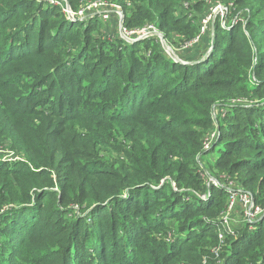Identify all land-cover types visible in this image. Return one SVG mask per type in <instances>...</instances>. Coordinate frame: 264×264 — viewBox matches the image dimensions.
Returning a JSON list of instances; mask_svg holds the SVG:
<instances>
[{
	"label": "trees",
	"instance_id": "16d2710c",
	"mask_svg": "<svg viewBox=\"0 0 264 264\" xmlns=\"http://www.w3.org/2000/svg\"><path fill=\"white\" fill-rule=\"evenodd\" d=\"M103 1L127 28L199 41L182 63L156 37L107 38L97 16L0 0V148L22 157L0 153V264H264V219L220 242L227 192L197 196L201 165L264 207V0H217L234 16L206 39L212 0ZM221 106L222 150L205 166Z\"/></svg>",
	"mask_w": 264,
	"mask_h": 264
},
{
	"label": "built area",
	"instance_id": "2783aa9c",
	"mask_svg": "<svg viewBox=\"0 0 264 264\" xmlns=\"http://www.w3.org/2000/svg\"><path fill=\"white\" fill-rule=\"evenodd\" d=\"M48 1L51 4L59 5L61 7L62 12L66 15V17L72 20H74L75 18H78L79 20H83L89 17L91 10H95L96 12H99L101 10V12L99 13H101L100 17L103 19L108 18L112 13H114L117 16L118 20H121L123 17V12L121 8H114L112 7L111 3H108L107 1H103V0H88L87 2L82 4L76 11L72 10L69 7L66 0H48ZM214 9L216 10L214 14L219 15L221 18L224 17L225 7L223 5L217 3ZM210 18L211 15L206 21L203 22L205 23L209 21ZM158 33L161 32L152 23H147L140 28H133V29L124 27L122 24L120 25V34L124 39H126L125 41L127 42H132L134 40H137L138 38L144 39L150 36H156V35L158 36ZM213 136H217L216 132L212 133L210 131L205 135L202 144V150L207 151L210 148L209 143ZM5 151H10V150H4L0 148V153H3ZM7 155L9 156L8 158L7 157L4 158L2 155V159L3 160L22 159V157L14 154L12 151L9 152ZM200 173L207 187H209L205 195L202 194L197 195L201 199H205L207 196H209L210 186L219 187V188L223 187L228 192V195H226V207L220 216V221H219L220 229L218 230V240L221 242L223 241L225 235L234 233L235 232L234 229L243 228L244 222L248 224L247 227H249V229L251 230L252 229L251 224L257 222L260 218L259 216H262L264 214V207H262L259 204H256L252 194L249 191H247L245 188H242L241 186L234 183L233 180H229L228 178L222 175L223 180L226 178V181H224L221 184L219 183V181L215 179V177H212V175H210L207 172V170H205L204 166L201 165H200ZM225 186H228L230 188H227Z\"/></svg>",
	"mask_w": 264,
	"mask_h": 264
},
{
	"label": "rangeland",
	"instance_id": "374dc122",
	"mask_svg": "<svg viewBox=\"0 0 264 264\" xmlns=\"http://www.w3.org/2000/svg\"><path fill=\"white\" fill-rule=\"evenodd\" d=\"M108 3H111L112 7L114 8H121L122 7L116 3V2H112V1H109ZM217 3H220V1L218 2L217 0H212L209 2V5H207V7L202 11L204 12L203 15L201 16V20H200V24L199 25V31L201 33H205L204 35V39L208 38V33H206V29H207V26L209 25V23L216 18V14H214V12L216 11L214 9L215 5ZM221 5H223L222 3H220ZM225 7V14H224V20L225 18H232L234 15H232V13L230 12V9L231 8V4H228L227 6L226 5H223ZM113 9V8H112ZM208 9V10H207ZM206 10V11H205ZM101 12V10L99 11ZM99 12H96L95 10H91L90 11V18L92 17H99L100 19V22L102 24V27H101V30H102V33L105 34V35H108L109 37L107 38H112L114 39L115 37H118L120 39H123V40H126L124 39L121 34H120V25L123 24V20H124V13H123V17L121 20H118L117 19V16L112 13L108 18L106 19H103L100 17V14ZM122 12H123V9H122ZM211 15V18L209 19V21L207 22H203V21H206L209 16ZM68 18V17H67ZM69 19V18H68ZM85 19H88V18H85ZM236 20H233V22H235ZM125 27V26H124ZM142 27V26H141ZM206 27V29H205ZM137 28H140V27H137ZM133 29V28H131ZM161 34L163 35V33L161 32ZM150 37H156L159 42H160V45L162 47V49H164L163 47V44H162V40L160 37H158L157 35L156 36H150ZM177 39H176V42L174 44H169L166 39L164 38V35H163V41H164V44L178 57L182 58V60H186L189 58V56L192 54V52H194L195 50V44L199 41V34L196 35L192 40L190 41H187V42H179V39L177 36H175ZM196 38V39H195ZM135 41V40H134ZM165 51V49H164ZM208 54V53H207ZM207 54H203V58L207 55ZM169 55V54H168ZM185 56V57H184ZM196 56H199V54H197ZM184 57V58H183ZM237 103H241V104H244V105H249L250 103H252V101L246 99V98H233V99H230L228 102H226V104H237ZM226 113V107L225 106H221V108L216 111V109L212 112V119H213V123H214V128L211 129L210 131L212 133L216 132L217 136H213L210 140V143H209V146L210 148L207 150L209 151L210 149H214L212 151H210L208 154H206L202 160H203V164L205 166H208V164H212L213 163V160L216 159L219 154H220V151L222 150V145H220V142H219V138H220V132L218 131V127H217V122H218V118L219 117H222L224 116ZM214 132H213V131ZM209 131V132H210ZM9 152L11 151H5L3 152V157L4 158H8L9 156L7 155ZM4 161H14V160H11V159H5ZM226 181V178L224 179ZM230 180V179H229ZM211 187V186H210ZM227 188H230L228 186H225ZM242 188H245L242 186ZM227 192V191H226ZM202 195H205V194H202ZM227 195H228V192H227ZM204 200V199H203ZM206 200V199H205ZM259 220H262L264 219V214L262 216H259ZM258 220V221H259ZM257 221V222H258ZM257 222H254L252 223V229H254L256 226V223ZM248 226L247 223L244 222V227ZM249 229V227H248Z\"/></svg>",
	"mask_w": 264,
	"mask_h": 264
},
{
	"label": "water",
	"instance_id": "95a60500",
	"mask_svg": "<svg viewBox=\"0 0 264 264\" xmlns=\"http://www.w3.org/2000/svg\"><path fill=\"white\" fill-rule=\"evenodd\" d=\"M158 36L161 38L162 40V44H163V47L165 49V52L167 54H169V56L174 60V61H179V62H182V63H189L188 61H184L182 59H180L178 56H176L165 44H164V41H163V35L161 33H158ZM137 40H141V38H138ZM193 63V62H191Z\"/></svg>",
	"mask_w": 264,
	"mask_h": 264
}]
</instances>
